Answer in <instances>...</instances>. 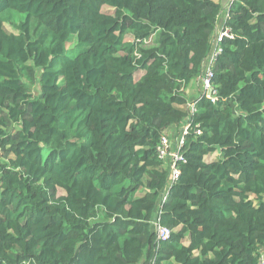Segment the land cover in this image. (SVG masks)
<instances>
[{"label":"trees","instance_id":"obj_1","mask_svg":"<svg viewBox=\"0 0 264 264\" xmlns=\"http://www.w3.org/2000/svg\"><path fill=\"white\" fill-rule=\"evenodd\" d=\"M223 4L0 0V264H259L264 0L230 2L171 185L156 153Z\"/></svg>","mask_w":264,"mask_h":264},{"label":"built area","instance_id":"obj_2","mask_svg":"<svg viewBox=\"0 0 264 264\" xmlns=\"http://www.w3.org/2000/svg\"><path fill=\"white\" fill-rule=\"evenodd\" d=\"M232 0H228L222 18L220 19V28L213 34L212 47L208 55L205 57L202 64V71L200 75L194 80L195 84L199 89L198 97L205 95L210 98L211 101L216 99V89L212 83L213 70L212 65L216 58V55L221 51L220 41L223 35L231 36L228 29L223 28L224 21L228 16V7ZM217 29V25L215 30ZM195 98L188 100L184 107L187 110V116L184 123L179 127V133L175 135L170 131L166 130L162 133L159 142L156 146V153L159 159L165 161L168 165V181L171 185L179 177L180 174V163L185 161L182 147L184 146L185 135L191 129V120L189 116L195 110ZM195 133H200V129L195 125ZM174 140V142H173ZM156 237L158 239H165L168 237L170 230L166 226L162 225L159 217V210L157 209L154 218L152 219ZM259 264H264V249H260Z\"/></svg>","mask_w":264,"mask_h":264},{"label":"rangeland","instance_id":"obj_3","mask_svg":"<svg viewBox=\"0 0 264 264\" xmlns=\"http://www.w3.org/2000/svg\"><path fill=\"white\" fill-rule=\"evenodd\" d=\"M101 10H102L103 12L110 13V14H113V13H114V7H111V6L107 5V4H106V5H103L102 8H101ZM20 14H21L22 16L25 15V13H23V12H20ZM4 25H5V27H6L7 30H9V31H13V32H16V29H15L13 26L9 25L8 23H5ZM125 39H126V38H125ZM71 45H72L71 43H68V44H67L68 47H70ZM137 75H138V73H137ZM137 75H136V76H137ZM31 91H32L33 93H38V92H39L37 84H33V85L31 86ZM194 97H195V96H194ZM175 131H177V133H179V129H178V127L173 128L171 132L174 133ZM173 142H174V140H173ZM216 157H217V153L214 152V153H212V154H210V155L205 156V159H206L207 161H210V160H214ZM58 193H59V194H63L64 192H63V190L58 189Z\"/></svg>","mask_w":264,"mask_h":264},{"label":"crops","instance_id":"obj_4","mask_svg":"<svg viewBox=\"0 0 264 264\" xmlns=\"http://www.w3.org/2000/svg\"><path fill=\"white\" fill-rule=\"evenodd\" d=\"M221 1H223L224 4H223V7H222L221 12H220V14H219V17H218L217 29L215 30V33H216V32L219 30V28H220V19H221L222 16H223L224 8H225V5H226V3H227L228 0H221ZM129 39H131V36H130L127 40H129ZM185 92H186V94H187L188 100H192L194 96H197V95H198V93H199V89H198L197 85L195 84V81L191 82L190 85H188V86L185 87ZM188 100H187V101H188ZM181 125H182V123L178 126V129H179V127H180ZM168 130L172 131L171 128H169ZM176 133H177V132L175 131L173 134L175 135Z\"/></svg>","mask_w":264,"mask_h":264}]
</instances>
